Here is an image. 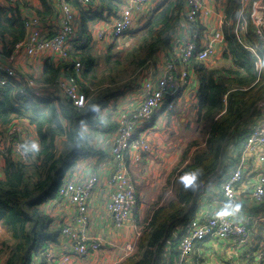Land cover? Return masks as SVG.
Masks as SVG:
<instances>
[{
  "label": "trees",
  "instance_id": "1",
  "mask_svg": "<svg viewBox=\"0 0 264 264\" xmlns=\"http://www.w3.org/2000/svg\"><path fill=\"white\" fill-rule=\"evenodd\" d=\"M68 1L75 10H82L80 0ZM219 1L224 3V20L220 29L224 40L221 58L230 64L205 66L201 63L203 61L193 57L189 65L198 79L197 124L200 126L198 131L205 135L203 146L191 157L188 151L201 142L193 139L186 146L181 160L170 169L163 184L170 187L168 200L161 202L159 197L151 203L144 218L136 221L133 250L116 264L160 262L170 232L178 223H185L194 215L200 184L228 155L226 146L229 143L233 145L232 150L240 151L243 136L238 128L259 112L264 101V53L257 49L254 54L239 42L234 33L239 0ZM40 2L42 8L37 13L45 20L51 16V7L48 0ZM125 3L126 0H97L98 9L81 11V33L90 37L88 22L115 16ZM15 5H0V41L6 56H10L16 44L26 37L25 25L18 15V4ZM183 9L184 0H158L144 26L133 34L131 43L116 49V52L113 51L115 41L109 46L104 79L96 81L93 67L98 58L90 49L79 47L72 51L71 54L77 53L82 57L84 65L80 87L87 102L83 108H77L66 98L57 96L38 100L25 97L20 94L21 86L17 83L0 86V128L15 119L25 118L34 126L39 138L35 161L24 163L14 157L12 140L7 136L10 145L3 154L4 178L0 179V226L7 235L0 244L3 264H32L33 257L40 255L48 242L57 240L58 228H52L50 218L41 211L40 205L57 196L63 178L80 157L97 152L87 148V135L81 127L85 126V129L93 125L98 119L97 107L114 103V98L120 96L122 82L132 78L159 49L169 45L179 27ZM204 31L203 25L193 23L190 26L191 37L199 34L200 38ZM195 41L198 45V40ZM247 41L257 43L251 25ZM60 62L56 65L46 59L39 81L53 84L65 66H70L69 61ZM123 75L125 77L120 79ZM99 120L98 126H101L103 120ZM106 126L115 128L112 122ZM134 217L137 218L136 212Z\"/></svg>",
  "mask_w": 264,
  "mask_h": 264
},
{
  "label": "built area",
  "instance_id": "2",
  "mask_svg": "<svg viewBox=\"0 0 264 264\" xmlns=\"http://www.w3.org/2000/svg\"><path fill=\"white\" fill-rule=\"evenodd\" d=\"M19 1L22 3L25 0ZM54 1L61 7L59 14L61 21L57 29L49 33V30L41 27L39 17L29 14L23 19L20 18L25 25L27 36L16 44L10 56L4 54L0 41V86L12 85L19 80L20 94L25 97L38 100L57 96L66 98L77 108H83L87 102L79 86L83 60L80 55L75 52L76 55H73L71 52L79 47L93 50L91 45L96 49L94 40L100 49L101 42L112 43L119 39L131 31L133 16L136 13L145 15L151 12L152 0H126L117 14L108 18L109 26L106 29H95L94 39L78 31L81 24L80 16L73 11L68 0ZM80 1L85 6L93 2ZM215 3V0L214 2L184 0L179 24L184 33L179 37L181 42L178 40L177 53L174 56L168 53L164 55L162 64L155 58L151 59L148 65L139 71L137 77L126 85L131 92L127 99L124 94V97L121 95L115 100L114 108L109 103L96 109V117L103 120L101 124L103 131L109 134L111 157L117 161L113 172L110 174L105 172L102 180L108 190L107 208L117 228L129 222L131 212L137 204L135 181L130 177L129 165L137 163L152 152L150 140L142 135L141 126L149 124L159 109H165L173 104L181 85L187 81L191 59L194 57L206 61L212 58L216 46L224 42L223 37L220 39L217 37V40L211 38L197 48L196 35L191 37L190 33L189 25L197 21L200 25L205 19L207 26L213 23L222 25L224 15L219 12ZM239 3L234 33L245 48L254 54L257 53V49L264 53V0H239ZM106 20L107 18L99 21ZM249 25L252 26V33L260 44L259 47L257 43L247 41ZM23 56L44 57L59 62L69 61L70 67L64 69L53 84L41 83L31 75H23L19 79L17 66ZM26 62L29 66L30 62ZM27 74H30V71ZM138 86L139 90L136 93L130 90ZM110 112L113 114L114 129L106 126L105 115H109ZM244 125L247 126L243 127ZM240 127L243 143L239 156L235 157V163L230 168L221 161L200 184L194 215L185 223H178L170 232L158 264H191V257L197 244L202 246L214 242L223 246L221 247L226 258L213 264H261L264 261V252L260 249L262 244L252 242L254 226L261 216L258 207L264 202V101L259 106V112ZM12 153L17 160L24 163L30 157L28 148L18 139L12 142ZM99 176L98 172L88 174H78L71 170L67 172L57 196L52 201L61 206L71 207L74 211H63L64 213L59 216L58 240L48 242L40 255L33 257L32 264L35 261L40 264L41 256L44 257L43 264H73V256L83 258L90 252L102 250L103 242L89 236L91 221L89 208ZM206 190H213L216 196L211 202L206 200ZM241 195L256 204L254 206L258 208L256 213L242 218L239 206ZM254 207L250 206L251 209ZM52 225H55V222L52 221ZM133 246L134 244L127 246L129 253ZM173 248L177 251L175 257L171 255Z\"/></svg>",
  "mask_w": 264,
  "mask_h": 264
},
{
  "label": "crops",
  "instance_id": "3",
  "mask_svg": "<svg viewBox=\"0 0 264 264\" xmlns=\"http://www.w3.org/2000/svg\"><path fill=\"white\" fill-rule=\"evenodd\" d=\"M157 1L158 0H152L151 12L155 9ZM213 2H214V0H213ZM215 2H216L215 4L219 3L221 5L220 8L217 5H216V7L219 10V12L223 14L224 3H222L219 0H217ZM15 3L18 4L17 5L18 11H19L18 15L21 19H23L24 17H26L29 14H33L34 16H37L40 18L41 27L45 30H49V33H51V31L53 29L58 28L60 21H61L59 18L61 7H60L58 2L55 3L54 0H48V4L51 7V16L45 20L43 19V17L41 15H39L37 13V11H40L42 8V4H41L40 0H25L22 3H20L19 0H0V5L5 6V7H16ZM82 6H83L82 10H78V11L72 7L73 11L77 12L79 14L80 18H81V14H82L81 11H84V12L95 11L96 9L99 8V6L97 4V0H93V2L88 6H85L84 4H82ZM150 13L145 14V15H139L136 13L133 16L134 21H133V26H132L131 32L127 35L120 37L119 38L120 40H118V39L115 40V42L123 41L124 39L130 38V37L133 40V38H134L133 34L136 31H139L144 26V22H145L146 18L150 15ZM87 26H88V31L90 32V39L91 38L94 39L95 29L96 28L106 29L107 26H109V21H108V19L106 21H99V20L97 21V19H96L94 21L88 22ZM221 26L222 25H220L219 23L218 24L213 23V24L209 25L207 27L209 35H210L209 38L212 37V38L216 39L218 37V39H220L222 37L221 31H220ZM78 29H79L78 31L80 32L81 31L80 27ZM183 33H184V30L179 25V27H177V29H176V32L171 37L169 45L162 47L161 49H159L156 52V54L154 55L153 58H155L156 61L159 62V64H162L164 55H167V53H168V55H171V56H174L177 53V49H178L177 43H178V40H180L179 37H182ZM26 36H27V33H26ZM131 39H128V40H130L128 43H131V41H132ZM196 39L198 40L197 41L198 45L196 44L197 48H200L201 46H203L206 43L204 41V39H202V38L196 37ZM180 42H181V40H180ZM103 43L104 42H101V44H103ZM128 43H125V44H128ZM110 45H111V43H107V44L102 45L101 48H103V47L109 48ZM117 45L118 44H116L114 46L117 47ZM101 48L98 50H102ZM223 48H224V43L222 44V42H221L218 46H216L214 55L216 54L220 57L221 51L223 50ZM90 51H91V49H90ZM94 56H96V53ZM46 59L47 58H44V57L26 58L23 56L20 59L19 65L17 66V71L19 73L18 78L20 79L23 75H27V72L30 71V75L32 77H34L37 81H39V77H40L41 72H42V66L44 65V62ZM219 59L221 60L222 58H219ZM49 60L54 62V63H61L58 60L54 61L50 58H49ZM26 61H29V62L35 61L37 63V65L35 68H31L30 66L27 65L28 62H26ZM62 62L66 63L67 61H62ZM147 65H148V63H147ZM69 67L70 66H65L64 69H67ZM83 68H84V65L82 67V70H83ZM156 72H158V71H156ZM159 75H161L160 72H159ZM188 77L189 78L187 79L186 83L181 85V87L178 91V95L174 99H176L178 97V99L180 98L183 101L182 102L183 103V109L186 112V113L185 112L184 113L187 115V118H189L190 114H191L195 118V122L197 124V118H198L197 116H198V109H199V107H198V95H197L198 94L197 93L198 92V79L196 77V74H195L193 67L192 68L190 67V69L188 71ZM16 82L21 85L19 80H16ZM128 91L129 90H127V92ZM130 94H131V92L126 93V95H125V96H127L126 99L128 98V96ZM123 97H124V95H123ZM132 102L134 103V100H132ZM172 107H173V104L170 107L167 106L165 109L170 110ZM104 113H106V112H104ZM106 117H108V116H105V118ZM180 118H181V116H180ZM106 119H108V118H106ZM15 122H17V124H15ZM192 125H193V123L190 122L189 126L191 127ZM246 126L247 125H244L243 127H246ZM240 129H241V127L238 128V132L240 131ZM4 130H7L8 135L10 136V139L12 140V142H13V140L18 139V140H21L22 142L26 143L28 149L30 150L29 151L30 157L26 163H33L35 161L36 152L39 148V138L37 137V135L35 133L34 126L30 125L27 119L20 118V119L13 120L11 122V124L4 127ZM2 135H4V134H2ZM8 135H4L3 139H1L2 143L0 145H3V144H9L10 145V141L7 140ZM93 139L95 141V149L97 150V152H94L88 156L80 157L76 161L75 165L70 170H71V172L78 173V174H88L91 172H98V175H100L99 176L100 179L98 181V185L95 187V192L93 193V198L91 200L90 208H89V213L91 216L90 227H89V236L90 237H96V238L100 239L103 242V248H102V250L97 251V252H90L89 255H87L83 258L73 256L72 261H73V264H116L117 262H119L123 257H125L129 253L126 249L127 246L134 244L135 237H136V232H135L136 226L134 227V229H132L126 223L125 224V226L127 225L126 227L125 226H124V228L121 227L123 229H121L119 231H116L114 229L115 225L113 223L112 215L107 208L108 190H107V187L102 183V180L104 178L105 172H107L109 174L113 172L114 166H115L117 161H116V159H114V158L112 159V157H111V154H110L111 145H110L109 141H107V140L100 141V139L98 138L97 132L94 133ZM11 149H12V147H11ZM3 154H4V152L0 149V179L4 178ZM150 154L147 156H144V158L142 160L147 162ZM239 154H240V151H239ZM235 155L236 156L238 155L237 150H235ZM176 156H177V153L173 152V154H171V156H170V161L171 162L174 161ZM228 156L229 155H226L225 157H228ZM230 157L232 158V154L230 155ZM162 161H164V160L162 159ZM146 164L151 165V167L152 166L155 167L156 165L157 166L159 165V164H156L154 162H151V164H149V163H146ZM164 166L166 169L170 168V165H167V162H164L163 165L161 166V168H163ZM134 169H137V167H135ZM134 169H133V171H131L129 168L130 177H132V178H133ZM150 170H151V168H150ZM142 171H143V169H142ZM145 173L147 174L149 172H145ZM145 173H141V176L143 179L147 178ZM168 173H169V171H168ZM168 173L165 172L164 175H161L162 177H158V179H157L158 183L157 184H161V182H163V179H164L163 177H165V176L167 177ZM159 175H160V173H159ZM145 181L147 182V180H145ZM205 197H206V200L208 202H211L212 200H214L216 198L213 190H206V196ZM245 197L246 196L241 195L240 200H239V206H240L241 211H242V215H241L242 218H244L246 215L249 216L248 214L253 215V213H256L258 211V208H252V209L250 208V206L254 207L256 204H254V202H250ZM52 200L53 199L48 200L44 204L40 205V208L45 214H47V216L50 218L51 222L52 221H53V223L55 222V225H53V226L58 228L59 224H57V221L59 220V216L64 213L63 211L73 212L74 210L71 209V207L58 205ZM259 205H261V207H264V206H262V205H264V202L260 203ZM243 206H245L247 208L245 216H244ZM130 219H131V216L129 218V222H130ZM133 220H134V218H133ZM134 224H135V222H134ZM257 232H258V230L256 227V231L252 236L254 241H252V242L255 243V240H257L258 244H262L261 240H260L261 237L259 236V234ZM57 240H58V238H57ZM221 246H222L221 244L216 243V242L204 244L202 246L197 244L195 247V253H194L193 257H191L190 263L191 264H213L215 261L220 260L221 258H225V254L222 251L223 246L222 247ZM176 254H177V251L175 248H173L171 250V255L176 256ZM42 258H44V257L41 256V263L40 264L44 263V259H42ZM37 262L38 261H35L34 264H38Z\"/></svg>",
  "mask_w": 264,
  "mask_h": 264
},
{
  "label": "rangeland",
  "instance_id": "4",
  "mask_svg": "<svg viewBox=\"0 0 264 264\" xmlns=\"http://www.w3.org/2000/svg\"><path fill=\"white\" fill-rule=\"evenodd\" d=\"M216 5L219 8L221 7V5L219 3H217ZM151 9H152V7H151ZM204 21L205 22L201 25H203L205 27V31L202 34H200V38L204 39V41L207 43L212 37L209 38L210 35H209L208 29H207V27H208L207 26V20L205 19ZM195 23L200 24L198 21L194 22V24ZM189 26H191V24ZM196 37L198 38L199 34H196ZM128 39H131V37L126 38L123 41H117L116 44H118V45H117V47L114 48L113 51L116 52V49L121 48L124 45H127L125 43H128L130 41ZM118 40H120V39H118ZM105 43H106V41H104V43L102 45H104ZM223 43L224 42H222V44ZM94 45L96 46V49L94 48L93 45H91L93 47V50H91L90 52L92 53L93 56L96 53L95 57L98 58L97 63L93 67V69H95L94 74H97L96 75L97 76L96 81H98V80L104 79L106 72H107L105 60L107 57L106 51L108 48L103 47V48H101L102 50H98L99 48L97 47V41L96 40H94ZM114 55H116V54L114 53ZM219 58H221V56L219 57L218 55L215 54L212 58H209L206 61H203L201 63H203L205 66H212V65L213 66L214 65L219 66V65L230 64V62L223 61L222 59L220 60ZM55 64L57 65L58 63H55ZM36 65H37V63L35 61H33V62H30L29 66L31 68H35ZM138 74H139V72L137 74L133 75L132 78L130 77V78L126 79L124 82H122V84H121L122 90H121V93L119 94L120 96L121 95L123 96L124 94L130 92V91L127 92L128 88L126 87V85L128 83H130L131 80L135 79ZM27 75H30V74H27ZM124 77H125V75L120 77V79L124 78ZM79 86H80V81H79ZM124 89H126V91ZM130 90H133L136 93V91L139 90V86L137 88L133 87ZM117 96L114 98L115 100L119 97V96L118 97ZM111 100L113 101V99H111ZM182 102L183 101L180 98L178 99V97H177L176 99H174L173 107L170 110L159 109L157 111V113L154 114L151 122L149 124L142 125L140 128L142 135L146 139L150 140L152 152H151L147 162H145L144 160H140L137 163H131L129 165V168L131 171H133V169L135 167H137V169H134V172H133V179L135 181V190H136V195H137V204L131 212L130 222L127 223V225H129L132 229H134V227H133L134 225L136 226V221L142 220L144 218V216L147 214V211H148L152 202L156 201L159 197H160L161 202L168 200V194H169L170 187L163 185L164 181L166 179V176L163 177L164 179H163V182H161V184H157L158 183V181H157L158 177H162L161 175H164L165 172L168 173V171H170V169L176 163H178V161L181 160V156L184 153L186 146L189 144V142L193 141V139H198L199 143L201 142V144L196 145L195 148L190 149L188 151V156L190 155V157H191L192 154L197 149H199L203 146L202 142L205 139V135H204V133H201L198 131L200 126H198L196 124L195 118L191 114H190V117L187 118V115L185 114L186 112L183 109V103ZM111 106L114 108L113 103L111 104ZM115 112H116V110H115ZM105 116H108L106 118L110 119V120L107 119L106 125H108V123L114 122L113 114L111 112L109 115H105ZM180 116H181V118H180ZM114 117H115V114H114ZM99 122H101V121L99 119H96V121L93 125H89L85 129H84L85 126H83V128L81 127V130L84 132L85 135H87L86 136L87 139L85 140V143L87 144V148H89L90 150L95 149V141L93 139L95 132H97V135H98V138L100 139V141H103V140L108 141L109 134L107 131L106 132L103 131L104 128H102V126H98ZM190 122L193 123V125L191 127L189 126ZM15 124H17V122H15ZM2 134L8 135L7 130H4V128H0V144L2 143L1 139H3V137H4V135H2ZM230 144H232V143H229L226 146V149L227 150L229 149L228 155L232 154V158L230 156H228L225 158L223 157V159L221 160L222 162H224L223 165L226 164L229 167L235 163V157L239 156V152H238L237 156L235 155V150H232V153L230 152V149H232V146H233V145L229 146ZM8 146H9V144L0 145V149L4 152ZM58 146L62 147V144L60 142H58ZM173 152H176L177 156H176L175 160L171 162L170 156H171V154H173ZM162 159L164 161H162ZM151 162H154V163L159 164V165L158 166L156 165L155 167L154 166L151 167V165L146 164V163L151 164ZM164 162H167V165H170L169 169H166L165 166L163 168H161V166L163 165ZM150 168H151V170H150ZM142 169H143V171H142ZM145 172H149V173L146 174ZM141 173H145L147 178L143 179L141 176ZM159 173H160V175H159ZM145 180H147V182ZM92 198H93V195L91 197V200H92ZM254 208H256V207H254ZM258 208H259V211L261 212V216L258 217L257 223L254 226L255 227L254 230L256 231V227H257V230H258L257 233L261 237L260 240L262 243V246H260V249L264 252V230H263L264 229V213H263L264 207L259 206ZM243 210H244V216H245L247 208L245 206H243ZM135 212L137 214V218L134 217ZM132 217L134 218V220ZM134 222H135V224H134ZM124 226H123V228H124ZM0 228H1V226H0ZM52 228L55 229L56 227H52ZM123 228L114 227V229L116 231H119ZM136 230H137V228H135V232H136ZM6 236L7 235H4L3 229L2 230L0 229V244L2 242V239H7ZM255 244H258L257 240H255ZM225 258H226V256H225ZM225 258H221L220 260L223 261ZM3 260H4V256L2 258H0V264H3V262H2Z\"/></svg>",
  "mask_w": 264,
  "mask_h": 264
},
{
  "label": "clouds",
  "instance_id": "5",
  "mask_svg": "<svg viewBox=\"0 0 264 264\" xmlns=\"http://www.w3.org/2000/svg\"><path fill=\"white\" fill-rule=\"evenodd\" d=\"M197 40V39H196Z\"/></svg>",
  "mask_w": 264,
  "mask_h": 264
}]
</instances>
